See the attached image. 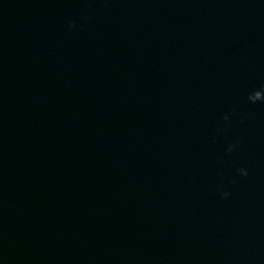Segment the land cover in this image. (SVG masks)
<instances>
[{"label": "water", "instance_id": "95a60500", "mask_svg": "<svg viewBox=\"0 0 264 264\" xmlns=\"http://www.w3.org/2000/svg\"><path fill=\"white\" fill-rule=\"evenodd\" d=\"M0 264H264V0H0Z\"/></svg>", "mask_w": 264, "mask_h": 264}]
</instances>
